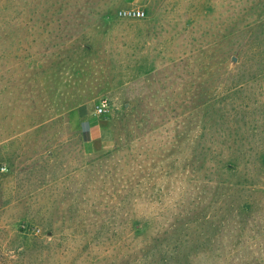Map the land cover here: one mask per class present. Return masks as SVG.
I'll return each instance as SVG.
<instances>
[{
	"label": "rangeland",
	"instance_id": "1",
	"mask_svg": "<svg viewBox=\"0 0 264 264\" xmlns=\"http://www.w3.org/2000/svg\"><path fill=\"white\" fill-rule=\"evenodd\" d=\"M8 5L0 264H264V0Z\"/></svg>",
	"mask_w": 264,
	"mask_h": 264
},
{
	"label": "trees",
	"instance_id": "2",
	"mask_svg": "<svg viewBox=\"0 0 264 264\" xmlns=\"http://www.w3.org/2000/svg\"><path fill=\"white\" fill-rule=\"evenodd\" d=\"M5 1H8L9 2V5L4 7V10H8L9 12L10 11H14L15 8V5L14 3L16 2H20V0H5ZM241 88H244V85H241L240 86V90H242ZM256 105H259L258 102H255V103H246L243 108L244 110H251L252 108L254 109V107ZM242 106V105H241ZM238 108H241L239 106L236 107V109ZM259 112V111H258ZM262 116L258 115L255 119H254V122H257L255 124L254 127H252L254 130H255V127L256 125H259V122L261 120ZM244 118H240V121L243 122ZM246 122V121H245ZM264 127V125H263ZM226 150L229 152L231 150V147L228 146L226 148ZM223 149L219 152H213V157H230L229 155H223ZM242 152L243 150H237V151H231V154H233L231 157H242ZM246 156L244 157H251L253 159H249L246 163V166H249L250 167V171L249 169H247V174H245V178L243 181H241L243 183V186L242 188L243 189H246V191H250L252 192L253 189L258 186L260 187L261 185V182L264 180V142L262 141V144H259V143H255L254 145L252 144H249L248 145V148L246 149ZM229 165L233 168H236V165L234 163V161H229L228 162ZM226 172L228 173H231V171L229 169H225ZM251 171H254L255 174L252 175V173L250 174ZM232 176V174H231ZM240 182V183H241ZM250 205L247 204L245 205V207H249Z\"/></svg>",
	"mask_w": 264,
	"mask_h": 264
},
{
	"label": "built area",
	"instance_id": "3",
	"mask_svg": "<svg viewBox=\"0 0 264 264\" xmlns=\"http://www.w3.org/2000/svg\"><path fill=\"white\" fill-rule=\"evenodd\" d=\"M117 16L121 19H142L146 16V13L142 10H136V9H122L117 12ZM106 105V102L104 101L102 103V107ZM102 107H100L99 112H102ZM2 171H5L6 168L2 167Z\"/></svg>",
	"mask_w": 264,
	"mask_h": 264
}]
</instances>
